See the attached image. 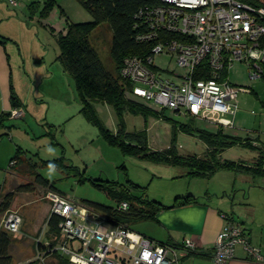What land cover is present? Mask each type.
<instances>
[{
  "label": "rangeland",
  "instance_id": "374dc122",
  "mask_svg": "<svg viewBox=\"0 0 264 264\" xmlns=\"http://www.w3.org/2000/svg\"><path fill=\"white\" fill-rule=\"evenodd\" d=\"M16 1L17 5H13L9 0H0V34L8 38L5 41L15 63V72H24L22 80L16 77L13 90L23 101L25 116L6 120V125L11 127L7 128L8 134L0 137V204L6 193L14 192L10 209L17 210L22 216L20 230L10 233L11 264H57V259L51 256L38 259L33 233L40 227L46 228L44 221L49 204L44 188L36 186L31 191H17V186L34 179L29 174L19 173L18 166L11 167L14 166L10 165L11 159L17 153L22 158L26 153L33 161H38L37 171L53 181L67 198L79 203L87 199L106 205L116 204L111 196L89 180L90 177L100 178L101 183L117 181L124 186H129L131 181L145 188L143 192L130 187L134 195H145L166 205L188 191H193L201 199L210 196L215 204L226 190L225 198L230 200L229 205L223 206L226 212L240 221L254 217L264 226V177H252L230 169H220L210 177L190 176L185 167L125 154L103 133L116 134L122 121L127 132H146L152 150L161 151L174 146L179 155L204 157L208 151L207 143L198 137L196 131L189 133L179 126L174 129L173 123H189L192 127L208 129L217 128L214 125L202 120L193 122L168 109L163 110L166 118L126 108L121 120L114 105L98 98L88 99L95 121L82 109L83 102L75 80L63 69L59 59L62 50L58 42L59 32H66L68 21L92 19L78 0H56L46 14L41 13L47 0ZM111 37V30L103 23L92 31L90 42L105 67L114 73L109 52ZM154 62L162 76L177 80L178 68L169 53L155 56ZM227 77L242 88L238 93L239 109L233 130L241 138L259 136L264 142V80L261 76L252 78L249 65L240 61L229 68ZM148 105L158 109L152 102ZM223 132H230V129L224 128ZM18 146L22 149L18 150ZM256 157L255 149L241 144L226 147L218 155L221 161L253 162ZM56 158H61L63 164L74 165L76 170L70 169L68 174L64 167L42 163V160ZM80 172L87 179L79 181ZM5 213L0 211V230H3ZM139 223L131 224V228L137 231ZM46 232L47 229L42 240L46 238Z\"/></svg>",
  "mask_w": 264,
  "mask_h": 264
},
{
  "label": "built area",
  "instance_id": "2783aa9c",
  "mask_svg": "<svg viewBox=\"0 0 264 264\" xmlns=\"http://www.w3.org/2000/svg\"><path fill=\"white\" fill-rule=\"evenodd\" d=\"M158 1L139 11L148 30L138 39L154 41L151 53L126 58L120 75L132 84L133 95L154 103L157 110L168 109L217 129L234 128L242 88L231 83L224 73L240 61L249 65L252 78L260 77L264 63V46L259 42L264 36V7L242 0ZM9 2L16 5V0ZM165 53L176 62L178 71L173 72L177 80L162 76L154 62L155 56ZM203 61L210 75L198 77L196 69ZM12 115H20L19 110L14 109ZM10 163L14 165L16 161ZM45 199L52 214L62 218L60 236L51 250L73 264H179L175 245L155 241L127 224L112 223L57 190L48 189ZM117 207L124 211L129 203L122 201ZM222 216L227 218L226 214ZM21 224V214L8 209L2 229L16 233ZM237 244L243 245L249 258L264 262L260 248L249 242L243 227L227 220L212 249L214 263L229 264ZM181 247L194 251L196 242L186 238ZM38 258H45L44 254L38 253Z\"/></svg>",
  "mask_w": 264,
  "mask_h": 264
},
{
  "label": "trees",
  "instance_id": "16d2710c",
  "mask_svg": "<svg viewBox=\"0 0 264 264\" xmlns=\"http://www.w3.org/2000/svg\"><path fill=\"white\" fill-rule=\"evenodd\" d=\"M92 15V19L88 21H68L65 33L59 32L58 42L61 47L59 59L63 65V69L71 75L76 83L81 101L83 102V110H85L95 121L94 114L88 103L89 98H98L101 101L108 102L117 109L122 120L123 110L128 108L132 112L152 113L156 116H164L163 110L153 109L144 101L131 93L132 84L120 75V69L124 65L126 58L138 55L145 57L151 53L153 40H139L138 36L147 32L146 23L139 17V11L145 6L158 4V0H78ZM246 3L263 6L264 0H242ZM17 3V1H16ZM36 3V2H35ZM33 3V4H35ZM56 3V0H47L44 10L47 11ZM106 23L111 30L110 56L114 62V73L107 69L99 57L98 51L90 42V34L99 25ZM8 39L0 34V41ZM261 46H264V36L259 40ZM261 78L264 80V63L261 64ZM198 77L210 75L207 62L196 69ZM201 72V73H200ZM225 76L227 71H225ZM11 103L14 108L23 106V102L11 88ZM12 112L0 114V137L7 134L5 121L8 120ZM168 118L167 116H164ZM194 122L195 119L188 118ZM196 121V120H195ZM180 127L189 133L196 131L198 137L204 140L208 145L207 154L204 157L197 155H179L175 151V147H169L161 151L152 150L148 146L146 132H127L123 128L122 121L116 134L104 131V135L111 144H115L122 149L125 154H132L142 158L150 159L156 162L166 163L175 166L187 168L190 176H207L210 177L220 169H230L235 172H241L252 175V177H264V145L259 141L258 136L241 138L230 132H223V128H199L192 127L189 123H173L174 129ZM234 144L249 146L257 151V157L253 162L248 161H221L218 158L220 152L226 147ZM20 148H18L19 150ZM11 160H15L19 168L24 169L25 174L31 175L34 179L20 186H17L18 192L31 191L39 186L41 188L53 189L59 191L55 183L37 171L35 162L20 157L17 153ZM43 164L56 165L64 167L69 174L70 169L76 170L74 165L63 164L61 158L42 160ZM63 169V168H62ZM63 169V170H64ZM68 169V171H67ZM79 181L87 179L83 172H80ZM89 180L104 190L109 196L115 200V205H106L104 203L84 199L82 203L88 208L105 216L112 223H124L131 227V224L156 219L157 213L165 208L185 205L197 202V196L186 194L177 196L175 201L166 205L157 200H151L145 195H134L130 191V187L145 192V188L130 181L129 186L120 185L117 181L101 183L100 178H92ZM45 191V194H46ZM60 192V191H59ZM14 199V192H8L4 195L0 204V211L4 212L10 209ZM127 201L129 208L121 211L117 205ZM49 213L46 222L47 232L46 240H37L36 246L39 254L44 257H54L57 264H73L63 257L59 252L52 251L55 243L60 236V226L62 218L56 214H52L50 203ZM12 244L11 234L5 230H0V264H11L12 255L10 248ZM167 244V243H166ZM52 245V246H51ZM174 245V244H172ZM40 259V258H38ZM36 260L35 262H37ZM34 262V263H35Z\"/></svg>",
  "mask_w": 264,
  "mask_h": 264
},
{
  "label": "crops",
  "instance_id": "0c3cea01",
  "mask_svg": "<svg viewBox=\"0 0 264 264\" xmlns=\"http://www.w3.org/2000/svg\"><path fill=\"white\" fill-rule=\"evenodd\" d=\"M5 14L4 16H6ZM9 16L12 15L10 14ZM14 67L15 63L12 61V55L11 52L9 53L6 41H0V114L12 112L14 109L20 112L18 116L11 114L9 119L25 116L24 105L14 108L11 103V88H14L16 77L22 80L21 74L24 73L22 71L15 72ZM39 74L44 75L43 72ZM37 78L35 76V79ZM234 128L230 129V133L237 135L233 130ZM261 144L264 145V142H261ZM18 148L22 149L20 146ZM25 155L24 159L35 162L37 167L40 165L38 161H33L31 156L26 153ZM11 167H17V165ZM18 172L24 173L25 171L21 169ZM242 180L245 181L244 178ZM226 193V190H224V195L219 197V201L215 204L212 202L210 196L204 199L197 196V202L162 209L157 213L156 219L138 221L140 223L137 225V232L161 243L174 244L179 264H215L211 257L213 246L217 235L223 229L227 220H231L243 227L245 237L252 245L260 248V252L264 256V230H262L264 226L262 227V222H258L254 217L240 221L234 215L226 212L223 206L226 207L230 203V200L225 198ZM188 194L195 196L193 191H188ZM222 214H226L227 218H224ZM47 218L48 215L44 221L45 224ZM40 228L37 230V234L33 233L34 236L36 235V242L42 239L47 229V227L45 229L43 227ZM186 238L195 240L196 250L184 251L182 249V243ZM229 264H264V262L249 258L243 245L237 244L235 246L234 257L229 261Z\"/></svg>",
  "mask_w": 264,
  "mask_h": 264
}]
</instances>
